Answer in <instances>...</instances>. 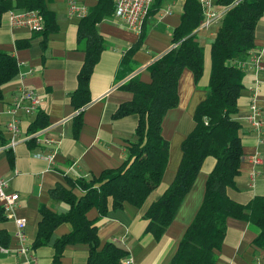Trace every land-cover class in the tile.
Segmentation results:
<instances>
[{
	"label": "crops",
	"instance_id": "obj_1",
	"mask_svg": "<svg viewBox=\"0 0 264 264\" xmlns=\"http://www.w3.org/2000/svg\"><path fill=\"white\" fill-rule=\"evenodd\" d=\"M78 1L87 5L88 9L96 2ZM163 1L165 7L161 5L144 23L143 40L132 55L135 68L127 75L123 74V70H119L120 59L138 40L139 32L129 29L113 14L96 23L104 46L89 79L90 100L79 110L82 112V123L76 135L73 134V116L78 109L72 106L70 93L77 85V72L84 55L76 43L77 23L80 18L67 16L64 0H48V8L55 12L57 28L47 34L45 47L42 48L41 35L34 34L25 27H12L8 21V9L3 12L0 23V50L15 56L18 71L2 85L0 177L7 178L8 189L18 193L16 212L26 220V232L31 243L40 219L37 210L39 203L43 202L57 211L67 208L66 203L51 198V187L57 182L64 183L66 176L89 177L104 168L118 166L125 157L129 142L136 139L137 114L114 117L113 113L121 102L132 97L131 91L122 88L121 84L134 74H138L143 81H149L146 66L173 46L171 31L180 22L184 0ZM220 19L217 21L220 22ZM198 30L199 26L194 31L203 44ZM17 42L21 46H17ZM205 45H209V40ZM253 48H260L262 51L260 70L255 71L248 54L237 61L243 69V86L237 98L238 110L234 116L241 123L243 157L239 172L235 176V185L226 189L229 197L241 203L248 202L256 194H264V13L255 26ZM209 71L208 51L207 55L204 52L203 72L198 84H194L192 72L188 68H183L179 76L178 104L168 109L162 119V134L169 140V155L159 185L148 194L140 206L125 203L121 208H112L109 205L107 213L96 220L100 245L107 240L114 241L126 250L123 258L129 259L128 264H170L178 241L201 201L205 177L215 162L213 156L204 158L193 185L161 237L155 239L151 232L145 231L147 219L143 218V213L174 177L181 157L180 143L194 125L193 111L198 101L205 96ZM256 79L259 83L258 104L263 117L260 131L252 128L242 117L247 111L251 87L256 83ZM183 82L189 83V92L182 97L180 86ZM19 83L36 90L42 96L39 109L46 113L48 124L39 131L51 139V144L57 146L52 162L35 154L48 153L51 150L48 144L35 141V146L29 147L27 139H23L14 147L7 146L8 132L5 123L9 114L6 109L17 94ZM34 115L21 114V133L26 132ZM9 149L13 154L12 166L7 157ZM255 152L260 155L261 162L254 166L248 156ZM253 169L254 176L251 172ZM199 177L200 183L197 184ZM74 191L80 193L78 189ZM87 215L96 216V209L90 208ZM69 228L68 223L58 225L49 243L33 247L40 264H52V241ZM0 229L9 234V241L5 246L7 250H0V264H17L20 257L15 250L17 241L14 236V221L7 217L0 219ZM258 231L254 223L228 216L223 240L216 250L215 264H264V247L256 246L253 242ZM87 254L85 244H67L59 264H85Z\"/></svg>",
	"mask_w": 264,
	"mask_h": 264
},
{
	"label": "trees",
	"instance_id": "obj_2",
	"mask_svg": "<svg viewBox=\"0 0 264 264\" xmlns=\"http://www.w3.org/2000/svg\"><path fill=\"white\" fill-rule=\"evenodd\" d=\"M217 1L229 4L233 0ZM47 2L0 0V23L6 9L36 8L43 15L45 25L41 31L33 33L42 36L41 46L44 48L47 34L57 28L55 12L48 8ZM162 2L153 0L138 40L122 55L119 70H123L124 75L135 68L132 55L143 40L144 23L150 14H155L161 8ZM113 11L114 0H96L77 23L76 43L84 55L77 72V85L70 93V102L78 109L73 116L74 135L82 123V112L79 110L90 100L89 79L93 66L104 46L96 23L111 16ZM263 13L264 0H238L224 12L209 41L210 71L205 96L194 108L193 127L181 140V157L174 177L143 213V218L147 219L145 231L159 239L193 185L204 158L214 157V165L204 180L201 201L178 241L170 264H215L216 250L223 240L228 216L257 225L259 231L253 242L256 246L264 247V194H256L248 202L241 203L226 192L227 187L235 185V176L243 157L241 123L234 116L243 86V69L237 61L254 47L255 26ZM202 18L199 2L184 0L180 22L171 31L173 46L146 66L149 81H143L138 74H134L121 84L122 88L131 91L132 97L121 102L113 116L129 113L138 116L136 139L129 142L122 162L89 177L66 176L64 183L57 182L51 187L49 195L66 203L65 210H54L43 202L38 204L40 219L32 240L34 248L49 243L58 225H70L67 232L52 241V264H59L67 244L87 246L85 264H123L126 250L114 241L107 240L100 245L96 220L107 213L109 205L112 208H121L125 203L140 206L161 182L169 155V140L162 134V119L168 109L178 104L177 84L183 68L192 72L194 84H198L202 75L204 47L194 31ZM17 46H21L19 42ZM17 71L15 56L0 50V97L2 85ZM47 124L46 113L39 109L26 132L42 129ZM26 141L29 147L35 146L34 137ZM7 157L12 166L13 154L10 149ZM74 189L80 190V193L77 194ZM90 208L96 209V216L87 215ZM4 218L0 207V219ZM8 241L9 234L0 229V245L6 246Z\"/></svg>",
	"mask_w": 264,
	"mask_h": 264
},
{
	"label": "built area",
	"instance_id": "obj_3",
	"mask_svg": "<svg viewBox=\"0 0 264 264\" xmlns=\"http://www.w3.org/2000/svg\"><path fill=\"white\" fill-rule=\"evenodd\" d=\"M66 3V14L69 17L81 18L88 13V7L78 0H64ZM201 7L202 21L200 27H205L211 22L220 19L224 12L238 0H233L229 4H220L217 0H197ZM153 0H114L113 16L121 20L129 29L135 32H140L144 19ZM8 21L12 27H25L29 31H41L44 28L45 21L43 15L36 8L25 9H8ZM250 55V64L254 67L255 71L262 68L260 48H252L248 53ZM240 65V64H239ZM241 66V65H240ZM251 94L249 96V103L247 111L243 114V119L247 121L252 128L260 131L262 124V110L258 104L259 96V83L251 87ZM42 96L34 89L19 83L17 86V94L7 106V113L9 118L5 123V128L8 132V147H14L21 140L34 137L35 141L48 144L51 150L45 155L42 153H35L46 158L49 162L53 161L54 154L57 150L56 144H51V139L47 135L40 134L39 130L31 133H21L20 116L33 115L40 107ZM250 162L255 166L261 162L260 155L255 152L248 156ZM252 174L254 176L255 170ZM252 176V177H253ZM8 179L0 177V207L2 208L3 215L11 218L15 223L14 236L17 241L15 247L16 254L20 257L17 264H40L35 249L29 241L26 232V220L16 212L18 205V193L8 189ZM0 250L6 251L7 247L0 246ZM129 259L122 258L123 264H128Z\"/></svg>",
	"mask_w": 264,
	"mask_h": 264
},
{
	"label": "rangeland",
	"instance_id": "obj_4",
	"mask_svg": "<svg viewBox=\"0 0 264 264\" xmlns=\"http://www.w3.org/2000/svg\"><path fill=\"white\" fill-rule=\"evenodd\" d=\"M165 3H164V1H163V3H162V6L163 7H165ZM217 21V20H216ZM219 24H220V22L219 21H217V22H211V24H209V25H207V26H205V27H200L199 28V35H200V40H203V47H204V52H205V55H207V52L209 51V45H205L206 44V42L209 40L210 41V39L213 37V35L215 34V32H216V30H217V28H218V26H219ZM202 43V42H201ZM189 70V69H188ZM188 85H189V83L188 82H183L182 84H181V86H180V90H181V95H182V97L183 96H186L187 95V93L189 92V90H188ZM191 87H193L192 86V80H191ZM199 89H202V88H199ZM192 122V121H191ZM197 184H199L200 183V177L199 178H197V182H196Z\"/></svg>",
	"mask_w": 264,
	"mask_h": 264
}]
</instances>
